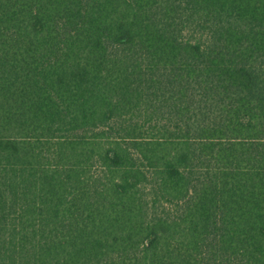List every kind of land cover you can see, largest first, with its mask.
<instances>
[{"label":"trees","instance_id":"1","mask_svg":"<svg viewBox=\"0 0 264 264\" xmlns=\"http://www.w3.org/2000/svg\"><path fill=\"white\" fill-rule=\"evenodd\" d=\"M0 264H264V0H0Z\"/></svg>","mask_w":264,"mask_h":264}]
</instances>
